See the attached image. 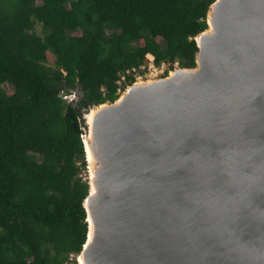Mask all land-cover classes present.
<instances>
[{
  "label": "water",
  "instance_id": "obj_1",
  "mask_svg": "<svg viewBox=\"0 0 264 264\" xmlns=\"http://www.w3.org/2000/svg\"><path fill=\"white\" fill-rule=\"evenodd\" d=\"M207 25L193 68L82 116L78 264H264V0H215Z\"/></svg>",
  "mask_w": 264,
  "mask_h": 264
},
{
  "label": "trees",
  "instance_id": "obj_2",
  "mask_svg": "<svg viewBox=\"0 0 264 264\" xmlns=\"http://www.w3.org/2000/svg\"><path fill=\"white\" fill-rule=\"evenodd\" d=\"M214 1L0 0V264L79 255L89 192L82 116L115 101L118 73L147 54L193 68Z\"/></svg>",
  "mask_w": 264,
  "mask_h": 264
},
{
  "label": "built area",
  "instance_id": "obj_3",
  "mask_svg": "<svg viewBox=\"0 0 264 264\" xmlns=\"http://www.w3.org/2000/svg\"><path fill=\"white\" fill-rule=\"evenodd\" d=\"M146 59H147V61L145 63H143L137 67L127 68V69L118 73V79L116 81V84L118 86L117 93L119 95L121 93H123V91L129 86L127 84V80L129 78H132L134 80V82H137V81H140L143 78H145L151 74H155V75H157V77L158 76H164L165 73L169 74V73H171V71H174V70L180 68L178 61H174V62L163 61V62H161V64L159 66H157L154 63L153 55L147 54ZM62 97L67 102H70V101L72 102L74 97H75V94L74 93L64 94ZM83 171L84 170L81 171L80 177H81V175H83L82 174ZM82 180L86 181L87 179L82 177ZM88 180H89V177H88Z\"/></svg>",
  "mask_w": 264,
  "mask_h": 264
},
{
  "label": "rangeland",
  "instance_id": "obj_4",
  "mask_svg": "<svg viewBox=\"0 0 264 264\" xmlns=\"http://www.w3.org/2000/svg\"><path fill=\"white\" fill-rule=\"evenodd\" d=\"M37 4L40 3V0H36ZM35 29H36V32L38 34H41V26L39 24H36L35 25ZM149 75V74H148ZM163 76H158L155 75V74H151L145 78H143L142 80H140L141 82H147V81H150V80H153V79H158V78H162ZM7 89H9V87L7 86ZM92 109H95V107H93ZM86 169V170H85ZM83 171V175H81V178H86L88 180V177H89V171H88V168L86 167ZM89 182V180H88ZM66 264H78V255H75V254H72L70 255V259L69 261L66 263Z\"/></svg>",
  "mask_w": 264,
  "mask_h": 264
},
{
  "label": "bare ground",
  "instance_id": "obj_5",
  "mask_svg": "<svg viewBox=\"0 0 264 264\" xmlns=\"http://www.w3.org/2000/svg\"><path fill=\"white\" fill-rule=\"evenodd\" d=\"M93 112L87 114L88 123H90L92 119Z\"/></svg>",
  "mask_w": 264,
  "mask_h": 264
},
{
  "label": "clouds",
  "instance_id": "obj_6",
  "mask_svg": "<svg viewBox=\"0 0 264 264\" xmlns=\"http://www.w3.org/2000/svg\"><path fill=\"white\" fill-rule=\"evenodd\" d=\"M164 76H165V75H164ZM164 76H163V77H164Z\"/></svg>",
  "mask_w": 264,
  "mask_h": 264
}]
</instances>
